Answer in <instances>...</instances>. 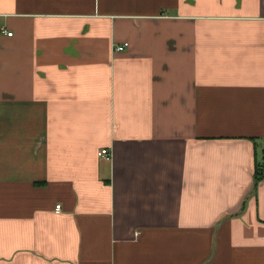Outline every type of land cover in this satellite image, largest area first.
<instances>
[{
  "label": "crops",
  "instance_id": "0c3cea01",
  "mask_svg": "<svg viewBox=\"0 0 264 264\" xmlns=\"http://www.w3.org/2000/svg\"><path fill=\"white\" fill-rule=\"evenodd\" d=\"M256 160L264 0H0V264H264Z\"/></svg>",
  "mask_w": 264,
  "mask_h": 264
},
{
  "label": "trees",
  "instance_id": "16d2710c",
  "mask_svg": "<svg viewBox=\"0 0 264 264\" xmlns=\"http://www.w3.org/2000/svg\"><path fill=\"white\" fill-rule=\"evenodd\" d=\"M264 180V161L256 160V168L254 174V190H256L258 184Z\"/></svg>",
  "mask_w": 264,
  "mask_h": 264
},
{
  "label": "built area",
  "instance_id": "2783aa9c",
  "mask_svg": "<svg viewBox=\"0 0 264 264\" xmlns=\"http://www.w3.org/2000/svg\"><path fill=\"white\" fill-rule=\"evenodd\" d=\"M6 32H7V34L10 35V36L13 35V32H9V31H6ZM125 46H126V45H120L119 47H117V50H118V51H122V50L125 49ZM100 155H104V156L110 158V157H111V151H110L109 149H107V148H106V149H103V150L101 151ZM60 209H61V204H60V205H57V210H60Z\"/></svg>",
  "mask_w": 264,
  "mask_h": 264
}]
</instances>
